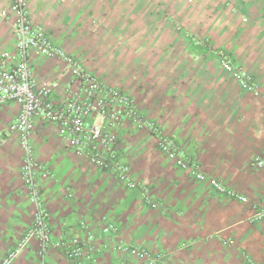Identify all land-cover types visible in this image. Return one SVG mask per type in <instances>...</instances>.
Returning <instances> with one entry per match:
<instances>
[{"label": "crops", "instance_id": "1", "mask_svg": "<svg viewBox=\"0 0 264 264\" xmlns=\"http://www.w3.org/2000/svg\"><path fill=\"white\" fill-rule=\"evenodd\" d=\"M8 7L0 0V10ZM28 11L54 46L130 96L204 175L196 180L177 167L148 129L128 122L117 134L116 159L157 202L151 209L140 189L70 150L56 125L36 121L34 158L52 175L36 177L51 238L82 251L52 250L47 264H148L134 250L149 251L158 264H245V257L264 264V216L255 210L264 204V162L256 164L264 155V0H28ZM14 50L3 22L0 54ZM220 54L258 94L222 68ZM30 62L37 83L62 102L71 81L63 62L35 50ZM18 111L0 106V262L33 218L19 176L22 148L4 134ZM213 181L243 200L215 191ZM110 224L113 233L104 231ZM11 264H40L35 240Z\"/></svg>", "mask_w": 264, "mask_h": 264}, {"label": "built area", "instance_id": "2", "mask_svg": "<svg viewBox=\"0 0 264 264\" xmlns=\"http://www.w3.org/2000/svg\"><path fill=\"white\" fill-rule=\"evenodd\" d=\"M3 22L10 25L15 52L0 54V106L13 103L19 108L17 116L6 127L4 134L16 135L22 148L23 160L19 176L33 206V218L18 247L9 252L0 264H11L32 240L37 244L40 264H47L48 253L59 248L71 247L72 255L82 254L77 242L69 245L51 238L50 218L43 206L36 177L49 179L52 175L35 160L31 142L38 120L56 125L59 138L70 150L85 157L100 170L112 173L129 188L140 189L148 208H156L157 202L150 197L144 186L129 179L128 168L116 159L117 134L128 122L138 130L148 129L159 149L177 167L188 171L196 180L204 179L199 165L179 154L174 142L164 137L154 123L140 115L130 96L108 87L97 76L89 73L80 62L51 43L44 28L33 23L28 11V0H9V7L0 10V24ZM33 50L65 65L71 81L62 102L56 103L51 98V86L37 83L30 62ZM220 64L233 75L245 92L258 94L255 82L235 69L227 56L220 54ZM92 118L94 121H91ZM263 162L264 155L257 159L256 164L260 166ZM212 186L215 191L230 199L243 200L237 192L227 189L218 181H213ZM255 210L258 218L264 216V204L257 205ZM104 231L113 233L115 228L110 224ZM133 253L148 264H158L161 261L146 250H134ZM244 260L245 264H254L248 257Z\"/></svg>", "mask_w": 264, "mask_h": 264}, {"label": "rangeland", "instance_id": "3", "mask_svg": "<svg viewBox=\"0 0 264 264\" xmlns=\"http://www.w3.org/2000/svg\"><path fill=\"white\" fill-rule=\"evenodd\" d=\"M100 81H102V80H100ZM103 82V81H102ZM105 84V83H104ZM148 121V120H147ZM150 122V121H149Z\"/></svg>", "mask_w": 264, "mask_h": 264}]
</instances>
